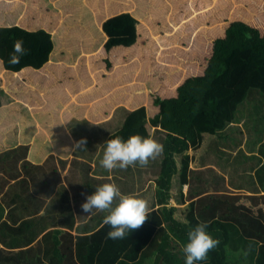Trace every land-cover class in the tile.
Listing matches in <instances>:
<instances>
[{
	"label": "trees",
	"instance_id": "16d2710c",
	"mask_svg": "<svg viewBox=\"0 0 264 264\" xmlns=\"http://www.w3.org/2000/svg\"><path fill=\"white\" fill-rule=\"evenodd\" d=\"M17 40L26 52L12 64ZM4 76L25 79L36 91L31 104L25 85L28 103L13 97L14 105L0 87V152L28 143L20 134L29 135L27 125L38 121L46 123L40 130L49 127L46 134L31 130L33 158L49 152L66 158L73 150L68 123L102 122L120 106L130 112L108 139L164 133L156 179L163 207L123 240L108 239V226L95 232L89 249L78 252L80 264H144L153 253L156 264H184L182 246L199 222L219 240L200 264H264V212L241 202L258 205L264 196L203 195L184 223L167 206L175 156H183L180 182L187 184L186 152L202 154L205 140L234 124L251 91L264 96V0H7L0 5ZM41 168L22 163L24 177L13 187L20 201L31 197ZM15 228L27 236L28 228Z\"/></svg>",
	"mask_w": 264,
	"mask_h": 264
},
{
	"label": "crops",
	"instance_id": "0c3cea01",
	"mask_svg": "<svg viewBox=\"0 0 264 264\" xmlns=\"http://www.w3.org/2000/svg\"><path fill=\"white\" fill-rule=\"evenodd\" d=\"M125 109L130 112L129 109ZM114 112L110 118L100 122V125L110 124L111 121L109 120H112ZM82 122L87 124L86 127L81 125L83 124ZM70 123L73 126L66 129L72 138L73 150L66 158L60 157L55 152H49L45 153L41 160H35L33 154L37 151H35V147H31L30 141L22 144L27 147V150H23L22 154L20 152L14 153L22 147L19 143L15 144L11 149L0 152V160L2 161L0 170L4 171L8 170L6 164H3L4 158L6 161L11 159L7 157V151H14L11 153L14 154L15 159L12 173L20 172L21 177L19 179L24 177L21 171L24 161L42 167L40 170L42 174L36 176V184L29 188V193L27 192L28 195L31 194V197L26 198L24 202L20 201V194L16 192V187L13 189L17 180L14 182L13 179L5 178L3 180L0 177V181H3L2 186L0 185V264H80L77 258L79 250L89 249V245L94 242L92 236L103 224L102 221L107 214L106 212L94 210L93 214L89 215V213L83 212L81 206L85 202V197L93 194L96 187L109 183V181L114 183L115 172L108 171L103 177L98 176L97 170L100 167V163H98L100 160H98L95 162L98 168L92 166V174L96 179L88 177L89 180H86L85 183L83 182L82 177L85 175L83 164H85V159L77 155L78 152L76 153V144L80 141L77 137L80 138L87 135L89 124L95 123L87 120H72ZM117 125L120 126L121 121L114 123V126ZM76 127L86 130H81L82 135L79 133L77 135V133L70 131ZM153 131L159 130L153 129ZM106 137V140H108L110 135H106ZM151 138H154V136L152 135ZM159 143L162 144V141H159ZM198 151L199 149L195 151L189 150L186 153L191 160L193 159V162L190 161L189 164L187 184H181L180 182L179 171L182 154L175 156L177 174L171 180L170 203L167 206L175 208L174 218L183 223L187 221L185 215H187L193 201L206 194L219 193L214 192L219 190L213 189L217 181H214L206 173L208 172L207 165L203 163L201 154ZM15 155L17 156L15 157ZM161 157L162 154L156 158L157 163H161ZM92 159L93 157L89 160ZM151 161L145 167L135 166L127 169L126 171L133 177L132 182L128 183L131 188L123 187L120 189L124 194H136L140 197L138 190L141 187L140 193H143L141 198L147 202L149 213L163 207L162 204L157 202L156 196V179L159 168L156 166L157 168L154 171L150 170L153 165ZM131 171H134V173L132 172L131 174ZM135 172L137 175H135ZM106 176L107 178H105ZM136 176H139V178H135ZM28 181L30 182L29 179ZM187 189L193 190V193H187ZM25 194H23L24 197ZM252 195L257 197L264 196V188L255 194L247 196ZM243 197H246V195ZM243 203L247 207H251L254 214L257 213L258 209L264 212L262 199H260L258 205L251 204V201ZM10 212H12V216H10ZM16 218L17 221L13 223ZM13 226L16 227L15 229L22 228L25 230L28 228L27 236L15 235V231L11 232L14 228ZM80 238L82 240L87 238L88 241L80 242ZM156 261V255L153 253L144 264H156Z\"/></svg>",
	"mask_w": 264,
	"mask_h": 264
},
{
	"label": "rangeland",
	"instance_id": "374dc122",
	"mask_svg": "<svg viewBox=\"0 0 264 264\" xmlns=\"http://www.w3.org/2000/svg\"><path fill=\"white\" fill-rule=\"evenodd\" d=\"M6 2L7 0H0V5ZM27 83L28 81L25 79H22L21 81H16L12 76H4V78L0 80V87L5 92V94L11 98V103L13 102L14 105H16L17 102L13 101V97H16L19 101H24L28 103L27 98L29 96L30 102L31 104H33L32 95H35L36 88L33 85ZM25 85L29 91V96L27 93H25L23 89ZM239 108L240 109L237 113V120L234 124L230 125L222 133H219L218 137H210L204 141L207 146L205 148V151L201 154V159L203 163L207 165L208 172L206 173H208V175H210V177L214 181H217V183L213 186V189L219 190H216L214 192L247 196L255 194L256 192H259L261 189L263 190L264 188V126H262L259 121L260 118H264V96H262L258 91L253 90L251 91L248 99ZM255 111L258 114H256ZM19 112L25 114L22 109H20ZM126 113L128 114L129 112L126 111L124 107H119L115 110L112 120H109L111 121L110 124H104L101 126L100 122H93L97 124L96 127L95 124H89V128H87L86 132L87 135L80 137L81 139L77 137L78 140H86L87 142L84 146L86 148L85 150L81 151L80 149H77L76 151V153L78 152L77 155L85 159V164H83L85 169V175L82 177L84 183L86 180H89L88 177L96 179V177L92 174V166L94 168H98L97 163L95 162L102 158V143L106 141V135H112L111 133H115L121 128L127 116ZM29 115L33 116V113ZM117 121H121L120 126H114V123H116ZM82 123L83 124L81 125L83 127H86L87 124L85 122ZM44 124L46 123L38 121L30 122V124L27 125L29 127V135L20 134V137H28L30 141L29 144L31 145V147L34 148L35 142L32 141V138L30 137V132L31 130L36 129V131L39 130L38 132L40 133H48L49 125L44 126L41 130L39 129V127L43 126ZM72 126V123H70L66 126V128L68 129ZM81 130L86 129L76 127L75 129H72L70 131L73 133H77V135L78 133L82 135ZM152 135L154 136L153 139H155L157 142L161 141V139L164 138V133L160 131H152L151 136ZM20 142L21 141H19V143ZM23 150L20 147V149L15 152L12 150L8 151L7 157L11 158L12 161H10L11 159H8L6 161L5 158L2 156L4 158L3 164H6V166L8 167V170H0V177H2L3 180L5 178H8L9 180L13 179L15 182L21 177V174L18 171H16V173H12V166L13 163H15V159L13 156L14 154L11 153L20 152V154H22L24 152ZM16 156L17 155H15V157ZM92 157L93 159L89 160ZM182 158L183 156L180 160L181 164L183 161ZM151 162L153 165L152 169L150 170L154 171L155 168H159L160 163H157V159L152 160ZM191 162H193V159L191 160ZM0 163H2L1 160ZM50 165H52V163H50ZM130 168L132 167H129L128 169ZM126 170H112L113 172H115L113 181L119 189L123 187L129 188L130 185L128 183L132 182L133 177ZM132 172L134 173V171H131V174ZM258 172H260V175H258ZM106 173H108V170L102 168L101 166L97 170L98 176L103 177ZM135 175H137L136 172ZM105 178H107V176ZM135 178H139V176H136ZM2 183L3 181H0L1 186ZM109 183L111 182L109 181ZM186 191L187 193H193V190L190 189H187ZM140 192L141 187H139L138 190V193L141 197V194L143 193ZM241 202L246 203L248 202V200L243 198ZM104 226L106 225H100L96 232H98ZM232 255L235 256L237 254Z\"/></svg>",
	"mask_w": 264,
	"mask_h": 264
},
{
	"label": "clouds",
	"instance_id": "9594fccd",
	"mask_svg": "<svg viewBox=\"0 0 264 264\" xmlns=\"http://www.w3.org/2000/svg\"><path fill=\"white\" fill-rule=\"evenodd\" d=\"M23 41L17 40L13 45L9 62L19 63L25 54ZM86 140H80L76 148L85 150ZM103 152L99 163L109 172L114 169L126 170L129 167H145L164 151V146L151 137L139 134L123 139L115 136L102 143ZM84 213L93 214L94 210L106 212L103 225L109 227L107 238L123 240L129 233L138 229L146 220L147 202L136 194H124L115 183H104L96 187L93 194L85 197L82 204ZM219 244L208 232L207 222H199L190 227L186 243L182 246L184 264H200L208 253Z\"/></svg>",
	"mask_w": 264,
	"mask_h": 264
}]
</instances>
